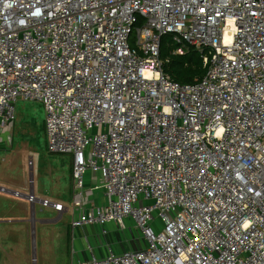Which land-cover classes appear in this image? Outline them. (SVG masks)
<instances>
[{
	"label": "built area",
	"instance_id": "2783aa9c",
	"mask_svg": "<svg viewBox=\"0 0 264 264\" xmlns=\"http://www.w3.org/2000/svg\"><path fill=\"white\" fill-rule=\"evenodd\" d=\"M165 35L197 82L164 72ZM18 100L71 156L70 227L131 220L144 241L69 264H264V0H0V141ZM28 165L30 190L0 192L61 215ZM87 171L107 203L85 210Z\"/></svg>",
	"mask_w": 264,
	"mask_h": 264
},
{
	"label": "rangeland",
	"instance_id": "374dc122",
	"mask_svg": "<svg viewBox=\"0 0 264 264\" xmlns=\"http://www.w3.org/2000/svg\"><path fill=\"white\" fill-rule=\"evenodd\" d=\"M44 118L45 110L41 102L37 100L16 102L15 119L5 130L6 134L1 135L0 186L23 193L30 190L28 183L30 178L28 161L30 160L33 163L32 188L36 196H40L42 191L46 192L51 188L56 174L62 167L61 160L66 154L50 153L47 150ZM21 183L26 184L27 187L24 190L16 189ZM9 196L0 192V205L11 204ZM13 199L15 200V197ZM27 209L28 225L24 224V227L20 229L1 230L0 264H68L69 255L67 249L62 246L64 245L62 241L56 244L55 240L51 243V237L43 235L36 222L42 216L41 214L46 215V209L42 213L39 212L37 205L34 206L33 211L30 206ZM6 213L8 212L0 211V219L4 222L7 221L3 216L7 215ZM31 216L34 218L33 222L30 221ZM42 217L52 219L54 215ZM64 221L66 220L54 226L63 224ZM7 224L0 222V226H7Z\"/></svg>",
	"mask_w": 264,
	"mask_h": 264
},
{
	"label": "crops",
	"instance_id": "0c3cea01",
	"mask_svg": "<svg viewBox=\"0 0 264 264\" xmlns=\"http://www.w3.org/2000/svg\"><path fill=\"white\" fill-rule=\"evenodd\" d=\"M65 160L67 162H65ZM60 170L54 178V182L49 189L45 192L42 191L39 198H48L52 201L59 202L63 205L64 210L61 215H58L52 209L43 208L39 204L37 208L40 213L46 209V215H54L52 219H48L41 214L36 222L41 229V233L45 236L51 237V243L56 244L62 241V245L67 249L68 264L71 260H88L91 257H103L105 255V246L111 244L116 252H123L128 249H141L144 247V241L142 240L138 231L134 228V224L131 220H126V230H120L115 222H109L105 224H89L83 227L72 229L70 222L77 216V210L73 207V189L71 178V156L66 155L61 160ZM33 178V176H32ZM27 187L26 184L21 183L16 189L24 190ZM84 188L85 199L83 202V209H91L98 206L106 205L107 199L104 196L103 190L100 187L99 176L87 171L84 175ZM34 192V190H33ZM35 194V192H34ZM36 195V194H35ZM11 204L7 203L0 205V211H7V215H3L7 219L5 221L7 226H0V231L4 228L7 229H20L25 225H28V206L30 204L24 199H16L13 196H9ZM8 200V199H7ZM33 211V208L30 206ZM64 221L63 224L54 226L55 224ZM30 221H34L31 216ZM3 222V219H0ZM15 222L16 224H12ZM159 222L156 221V225ZM48 229V231H46ZM102 230H106L103 233ZM51 231V232H50ZM2 234V231L0 232Z\"/></svg>",
	"mask_w": 264,
	"mask_h": 264
},
{
	"label": "trees",
	"instance_id": "16d2710c",
	"mask_svg": "<svg viewBox=\"0 0 264 264\" xmlns=\"http://www.w3.org/2000/svg\"><path fill=\"white\" fill-rule=\"evenodd\" d=\"M171 38L165 35L161 38L160 57L165 60L163 70L169 77L181 84L197 82L205 73L202 59L198 52L189 47L184 54L173 53Z\"/></svg>",
	"mask_w": 264,
	"mask_h": 264
}]
</instances>
